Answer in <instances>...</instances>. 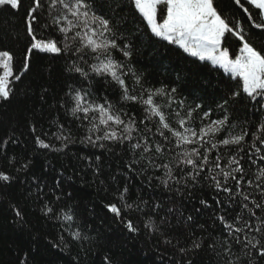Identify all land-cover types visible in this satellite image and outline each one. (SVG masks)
Listing matches in <instances>:
<instances>
[{"label": "trees", "instance_id": "16d2710c", "mask_svg": "<svg viewBox=\"0 0 264 264\" xmlns=\"http://www.w3.org/2000/svg\"><path fill=\"white\" fill-rule=\"evenodd\" d=\"M92 2L97 16L112 21L117 43L129 46L130 57H124L120 49L112 50V56L131 68L130 72L125 68L130 90H138L133 73L142 77L144 88L176 89L171 107L164 108L174 127L175 113L179 111L183 116L186 109L197 104L201 108L193 113L192 127L221 119L225 113L218 105L232 92L241 93L229 99L226 106L230 131L233 135L247 131L242 147L251 159L242 161L244 175L260 183L255 177L264 168L260 161L264 145L253 133L261 135L258 129L264 124V97H248L243 93L242 78L232 77L211 61H200L178 45L152 35L132 0ZM214 4L224 16L240 22L246 39L259 51L264 45V29L254 28L233 0H214ZM30 5L31 0H22L16 9L0 5V50L13 55V77L20 76L19 80L12 77L8 98L0 97V173L9 177L0 180V264H264L257 250L242 249L224 229L219 216L241 226L235 220L239 205L229 200L228 193L217 190L210 179H204L207 172L196 181L186 175L181 179L171 163L176 150L169 145L163 155L152 157L157 164L173 167L175 179L165 187L161 179L167 178L166 170L150 166L139 149L131 148L145 134V126L152 130L147 133L150 141L160 139L155 133L156 119L150 123L143 105L122 99L115 82H108L110 77L106 80L92 74L94 78L85 79L68 71L74 58L71 52L58 56L33 50L27 61L29 68L24 70L30 40L25 17ZM246 6L254 14L259 11ZM47 19L45 11L39 25H33L40 39L49 37L43 28ZM223 46L238 55L241 44L226 34ZM85 58L94 62L91 57ZM69 86L87 89L92 94L90 99L98 103L108 100L125 120L133 117L141 131L133 134L131 142H97L104 143L103 148L87 143L86 136L95 139L103 132L90 133L88 121L81 123L71 114L74 104L68 95ZM157 100L164 105L167 97ZM178 103H182L179 108ZM205 111H210V116L202 121ZM226 135L217 134L216 139ZM37 137L50 147H41ZM254 144L262 149L260 153ZM220 153L224 167L233 153L223 146ZM220 153L210 154L209 159L214 160ZM234 154L238 158L244 155ZM255 183L251 187L244 184V188L264 202ZM233 185L234 181L229 180L228 186ZM247 203L256 212L253 222L259 223L264 210L256 209L251 199ZM110 204L121 209L120 215L110 211ZM48 208L52 212H47ZM65 215L73 219L65 220ZM129 220L137 231L128 230Z\"/></svg>", "mask_w": 264, "mask_h": 264}, {"label": "snow or ice", "instance_id": "6c2138e0", "mask_svg": "<svg viewBox=\"0 0 264 264\" xmlns=\"http://www.w3.org/2000/svg\"><path fill=\"white\" fill-rule=\"evenodd\" d=\"M132 2L142 20L146 21L152 35L167 41L168 44L178 45L189 56L196 57L200 61H211L213 65H217L232 77L242 78L243 93H246L248 97L253 99L257 96L264 97V54H262L264 45L259 51L253 47L246 39L240 22L234 17L224 16L222 10H218L219 5L214 4V0H132ZM233 3L247 14L254 28L264 29V0H233ZM21 4L22 0H0V5H10L14 9L19 8ZM246 4L259 11L254 14ZM158 6H162L159 8V21ZM45 11L48 19L43 28L48 31L49 37L40 39L33 25H39ZM25 22L30 38L25 50V71L29 68L27 61L30 60L33 50L58 56L71 52L74 58L68 71L79 73L85 79L94 78L92 74L106 80L110 77L108 82L110 84L115 82V86L122 91V99L143 105L147 114L145 119L150 123L153 118L156 119L154 128L160 139L150 141L147 133L152 130L145 126L143 130L145 134L136 143L131 144V148L139 149L141 158L148 159L150 166L163 167L166 170L167 178L161 179L165 187H169V180L175 179L173 167L169 164H157L152 157L163 155L169 145L176 150L171 163L180 172L181 179L186 175L190 181H196L197 177L207 172L208 175L204 176V179H210L217 190L228 193L229 200L239 205L240 211L236 214L235 220L239 221L241 226L236 227L234 223L227 222L224 216H219L218 219L223 222L224 229L232 236L235 243L242 246V249H255L260 258L264 259V216L258 218L259 223L253 222L256 212L247 201L251 199L255 208L261 210H264V202L252 197L251 193L244 188V184L251 187L255 183L252 179L245 178L242 163L245 159H251L242 147L248 133L244 131L233 135L226 112L229 99L240 96V92H232L229 99H225L218 105L225 113L221 119L211 120L199 128L192 127L193 113L201 108L197 104L194 108L186 109L183 116L177 111L174 127L164 108L171 107L170 101L176 89L144 88L142 77L133 73L138 90H130L125 68H128L129 72L132 71L131 68L112 56V50L120 49L124 57H130L129 46L124 44L121 47V44L117 43L112 21L95 14L92 0H47L46 5L45 0H31V5L26 9ZM226 34L234 36L241 44L238 55L223 46L226 42ZM86 56L91 57L94 62L89 63ZM232 56L235 58L233 59ZM12 61L13 55L9 51L0 50V68L4 70L0 75V97L3 98L9 96V77H13ZM84 65L87 66V70ZM13 78L19 80L20 76L16 75ZM68 95L74 104L70 109L71 114L81 123L88 121L90 133L103 132V135H97L95 139L92 135L85 137V141L93 146L105 147L104 143L98 144L99 141L131 142L134 139L133 134L141 131L133 117L128 116L125 120L120 113L113 110L108 100L98 103L95 99H90L92 94L87 89L69 86ZM159 97H167L164 105L158 102ZM181 106L182 103L177 104L178 108ZM209 116L210 111H205L201 120H207ZM258 131L261 135L257 136L253 133V136L259 144L264 145V124L259 126ZM224 132L228 135L217 140V134ZM57 139L66 138L58 136ZM37 142L43 148L50 147L39 137ZM221 146L233 153L224 167L220 164V160L223 159V154L220 153ZM253 146L255 147V144ZM255 151L260 153L262 149L255 147ZM214 152L220 154H217L214 160H210L209 155ZM239 152H243L244 155L238 158L234 153ZM260 161L264 163V156H261ZM209 165L212 166L209 167ZM232 165L236 166L232 167ZM262 178H264V168H261L259 175L255 177V181H260L255 183V188L259 189L260 197L264 198V179ZM8 179L6 174L0 173V180ZM229 180L234 181L233 187L228 186ZM124 191L126 192L127 188ZM120 198L123 199V193L120 194ZM108 207L112 213L120 215L121 209L116 204H110ZM127 207L131 208L132 205ZM47 212H52V209L48 208ZM63 218L73 219L70 215H65ZM126 226L129 231H137L130 220L127 221ZM249 232L258 234V237L255 234L249 235ZM74 235L79 237V233ZM199 246V244L194 245L197 248ZM245 255L251 257L249 252H245Z\"/></svg>", "mask_w": 264, "mask_h": 264}, {"label": "rangeland", "instance_id": "374dc122", "mask_svg": "<svg viewBox=\"0 0 264 264\" xmlns=\"http://www.w3.org/2000/svg\"><path fill=\"white\" fill-rule=\"evenodd\" d=\"M160 7H162V6H158V16H157V19H158V21L160 20V15H159V8ZM234 59V58H233ZM3 69H2V74H3ZM11 80H12V77H9V82H11Z\"/></svg>", "mask_w": 264, "mask_h": 264}]
</instances>
